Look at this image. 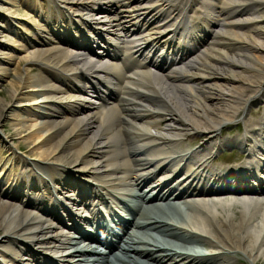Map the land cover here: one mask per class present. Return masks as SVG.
Segmentation results:
<instances>
[{"label":"bare ground","instance_id":"obj_1","mask_svg":"<svg viewBox=\"0 0 264 264\" xmlns=\"http://www.w3.org/2000/svg\"><path fill=\"white\" fill-rule=\"evenodd\" d=\"M39 1L23 2L42 21L31 18L33 39L17 34L0 11V34L34 50L18 62L34 57L38 64L37 79L23 82L42 109L21 111L46 130L37 141L16 140L32 159L14 155L0 166V264L63 263L57 253L73 245L80 211L91 213L89 221L103 217L101 209L119 232L109 241L93 237L107 250L85 264H264V227H257L264 224V164L256 160H264V108L254 107L264 99V0ZM5 49L17 48L0 42V54ZM75 50L108 63L96 69ZM143 60L157 67L149 70L154 83L131 70ZM9 108L1 102L0 115ZM239 119L242 127L230 133ZM198 137L202 143L191 145ZM230 147L239 150L237 165L214 164L212 151ZM178 169L187 175L180 189L172 176ZM148 188L163 200L178 189L175 200L224 196L218 203L228 209L201 203L207 213L194 210L200 217L189 223L179 203L142 206ZM229 195L252 196V210L229 205ZM21 197L26 208L17 210ZM168 212L181 224L144 220Z\"/></svg>","mask_w":264,"mask_h":264},{"label":"rangeland","instance_id":"obj_2","mask_svg":"<svg viewBox=\"0 0 264 264\" xmlns=\"http://www.w3.org/2000/svg\"><path fill=\"white\" fill-rule=\"evenodd\" d=\"M4 1L7 2V4H5V9H0V11L1 14H4V16L7 18V22L9 21L8 23L10 27H12L13 30L17 32V34H19L21 37L33 38L34 26H32V23H30L31 18L33 19V17H35L37 19V23L42 22L40 17H38V14L36 16L34 15L33 7L36 6H32L31 9H25L23 8L25 4L23 3L24 0ZM39 2L43 3V5H46V2H43V0H40ZM94 17V20L102 19L99 14H96ZM0 42H5V44L10 45L13 48H17L15 50L5 49L3 50V53L0 54L4 56L3 58L5 59L3 61H0V103H7L8 107H10L6 112H4V114L0 115V148L6 153H0V166L4 164L7 168L10 159H12L14 155L22 156L29 160L32 159L27 155L24 149L18 148L19 146L17 147L16 140L24 143L28 142L27 140L31 141L33 137L34 140L37 141L40 138L36 139V137L41 135L42 137H44L46 135V130L41 119H34V117L28 116L21 111L22 108H30L37 112L38 110L40 111L42 109L39 106L43 103L42 98H39V96H33L34 99L31 98L28 92L30 93L36 91L32 89V86L29 85L28 82L27 84H24L23 82L25 81L27 76H32L31 78H33L34 80L37 79L36 75L39 72L38 64L34 61V57L28 62H18L20 54L22 55L24 53H27L32 56L34 54L33 48L29 45H24L21 39L17 38L14 34L9 32H3L0 34ZM189 62H191V59L187 60L186 63ZM31 67H35V69L29 72ZM182 67H184V65ZM28 79L29 78H27L26 80ZM14 82H16V84L20 83V85H17L15 87L13 85ZM256 106L263 107L264 100L259 101L254 107ZM249 117H251L250 114L245 113L244 119ZM229 132L233 133L234 127H232ZM1 141L5 142L7 145L11 144L15 149L12 150V147L8 145L9 147H11V149L6 152V148L1 144ZM196 141H199L198 138L197 140L195 139L191 142L195 144ZM32 145L33 144H31V146ZM262 211L264 212V204L262 205ZM248 264L251 263L248 262Z\"/></svg>","mask_w":264,"mask_h":264}]
</instances>
